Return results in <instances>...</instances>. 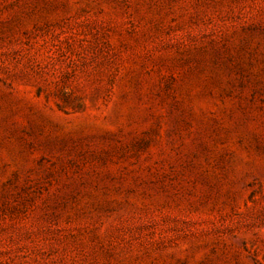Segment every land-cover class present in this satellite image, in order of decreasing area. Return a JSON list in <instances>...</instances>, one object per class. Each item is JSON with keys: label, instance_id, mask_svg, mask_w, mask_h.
<instances>
[{"label": "rangeland", "instance_id": "374dc122", "mask_svg": "<svg viewBox=\"0 0 264 264\" xmlns=\"http://www.w3.org/2000/svg\"><path fill=\"white\" fill-rule=\"evenodd\" d=\"M0 264H264V0H0Z\"/></svg>", "mask_w": 264, "mask_h": 264}]
</instances>
